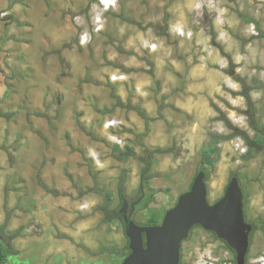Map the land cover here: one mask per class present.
<instances>
[{
  "label": "rangeland",
  "instance_id": "obj_1",
  "mask_svg": "<svg viewBox=\"0 0 264 264\" xmlns=\"http://www.w3.org/2000/svg\"><path fill=\"white\" fill-rule=\"evenodd\" d=\"M259 29L264 0H0V111L11 113L0 117V224L8 219L7 236L20 231L8 264H120L130 253L123 200L148 225L200 170L211 203L239 178L256 225L248 264H264V150L244 159L242 138L223 140L209 169L200 153L211 134L231 132L213 104L251 131L230 64L257 80L252 96L264 122ZM200 86L208 105L182 110L186 89ZM112 93L152 119L118 107ZM117 145L136 155L119 160ZM95 189L112 193L110 212ZM232 257L201 226L182 242L183 264Z\"/></svg>",
  "mask_w": 264,
  "mask_h": 264
},
{
  "label": "water",
  "instance_id": "obj_2",
  "mask_svg": "<svg viewBox=\"0 0 264 264\" xmlns=\"http://www.w3.org/2000/svg\"><path fill=\"white\" fill-rule=\"evenodd\" d=\"M205 178L206 172L200 170L191 188L179 196L157 225L138 224L128 213V200H123L120 213L127 225L131 252L121 264H180L182 242L196 225L215 232L236 251L237 263H246L253 225L246 220L239 178L233 176L224 195L214 203L208 199Z\"/></svg>",
  "mask_w": 264,
  "mask_h": 264
},
{
  "label": "trees",
  "instance_id": "obj_3",
  "mask_svg": "<svg viewBox=\"0 0 264 264\" xmlns=\"http://www.w3.org/2000/svg\"><path fill=\"white\" fill-rule=\"evenodd\" d=\"M244 17L246 16L244 15ZM128 21H131V20L128 19ZM164 31L165 30H163V33H165ZM258 33L259 34L255 35V37H264V31L259 29ZM212 39H215V36H212ZM225 72L228 73L240 85L241 89L237 92H233V94L244 98L245 103H246V108L244 110H239V112L246 116L249 128L252 132L235 125L227 117L226 113L219 106L213 104V106L219 113V118L223 121L225 126L231 130V132L230 134L213 133L211 134L210 141L202 146L200 153L203 156L204 162L207 165L208 169L212 168L214 164L216 163L217 156L220 151L219 144L223 140L232 139L233 137H236V136L242 138L247 147L246 152L242 155L244 159H249L250 157H252L254 153H260L261 151L264 150V122L262 120V116L259 114L260 108L257 106L256 100L252 96V91L256 88V86L252 83L257 80L253 79L252 83L249 82L248 77L242 76L241 74L236 72V65L234 64H230L229 67L225 69ZM260 83L264 85L262 81ZM112 95L116 99V105L118 107L120 108L125 107L128 110L136 111L147 123H149V121L152 119L141 108L137 106H132L129 103H124L120 98L115 97L114 93H112ZM10 115L11 113L8 114V113H4L0 111V117H7V116L9 117ZM115 150L118 152L117 158L121 161H127L129 158L136 155L134 147L132 146H127L125 149H123L119 145H117L115 146ZM163 151H167V149H155L151 151V154L155 152H163ZM125 180H126L125 176L124 175L121 176L120 187H121L122 196H124L123 184L125 183ZM95 191L104 198V204L99 206V208L106 213L110 212L109 207L113 199L112 193L109 190L103 191L101 189H95ZM164 216L165 214L162 215V214H159L158 212H153L149 219L150 224L148 225L160 224ZM122 220L126 228L127 227L126 222L123 218ZM7 223H8V219H6L4 223L0 224V240H2L1 242L2 244H0V264H8L7 262L8 253H10V250H11L10 249V239L16 236H19L20 234V231H17L14 234H12V236H7L5 234ZM196 226H200V225H196ZM254 230L255 229H253L252 232H254ZM213 233L217 236L215 232ZM222 241L226 243L227 248L235 256L234 261H235V264H237L236 251L232 247H230L226 241L224 240ZM128 249H129V252H131L129 246H128Z\"/></svg>",
  "mask_w": 264,
  "mask_h": 264
},
{
  "label": "crops",
  "instance_id": "obj_4",
  "mask_svg": "<svg viewBox=\"0 0 264 264\" xmlns=\"http://www.w3.org/2000/svg\"><path fill=\"white\" fill-rule=\"evenodd\" d=\"M186 93L189 94L188 96L185 97L186 100H188V101L186 102V104L184 106L181 107L182 110H184L188 113H191L192 111H196L197 109L200 108V105L197 106V103L198 104L200 103L202 105L203 104L208 105L206 94L204 93V90L201 88V86L197 90H193L192 88H188V89H186ZM191 93H193V95H190ZM195 95H196V97H195ZM202 105H201V107H202Z\"/></svg>",
  "mask_w": 264,
  "mask_h": 264
},
{
  "label": "flooded vegetation",
  "instance_id": "obj_5",
  "mask_svg": "<svg viewBox=\"0 0 264 264\" xmlns=\"http://www.w3.org/2000/svg\"><path fill=\"white\" fill-rule=\"evenodd\" d=\"M130 214V213H129ZM131 215V214H130ZM247 220V219H246ZM248 221V220H247ZM252 225H253V229H255L256 228V225H255V223H251ZM193 229V228H192ZM252 229V230H253ZM192 231V230H191ZM191 231H190V233H191ZM252 232V231H251ZM190 233H189V235H190ZM253 233V232H252ZM226 244V243H225ZM227 246V245H226ZM234 257H232V264H235V261H234ZM237 262V261H236ZM180 264H183V260H182V245H181V258H180ZM238 264V263H237ZM245 264H248V255H247V259H246V263Z\"/></svg>",
  "mask_w": 264,
  "mask_h": 264
},
{
  "label": "bare ground",
  "instance_id": "obj_6",
  "mask_svg": "<svg viewBox=\"0 0 264 264\" xmlns=\"http://www.w3.org/2000/svg\"><path fill=\"white\" fill-rule=\"evenodd\" d=\"M240 182V181H239ZM245 210V209H244ZM192 230V229H191Z\"/></svg>",
  "mask_w": 264,
  "mask_h": 264
},
{
  "label": "built area",
  "instance_id": "obj_7",
  "mask_svg": "<svg viewBox=\"0 0 264 264\" xmlns=\"http://www.w3.org/2000/svg\"><path fill=\"white\" fill-rule=\"evenodd\" d=\"M257 34H258V33H257ZM257 34H256V35H257Z\"/></svg>",
  "mask_w": 264,
  "mask_h": 264
}]
</instances>
